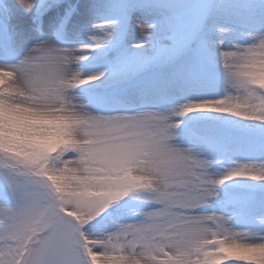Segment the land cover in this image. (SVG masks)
<instances>
[{
  "label": "snow or ice",
  "instance_id": "snow-or-ice-1",
  "mask_svg": "<svg viewBox=\"0 0 264 264\" xmlns=\"http://www.w3.org/2000/svg\"><path fill=\"white\" fill-rule=\"evenodd\" d=\"M0 264H264V0H0Z\"/></svg>",
  "mask_w": 264,
  "mask_h": 264
},
{
  "label": "rangeland",
  "instance_id": "rangeland-1",
  "mask_svg": "<svg viewBox=\"0 0 264 264\" xmlns=\"http://www.w3.org/2000/svg\"><path fill=\"white\" fill-rule=\"evenodd\" d=\"M139 40H140L141 43L143 42V38L142 37H140Z\"/></svg>",
  "mask_w": 264,
  "mask_h": 264
}]
</instances>
